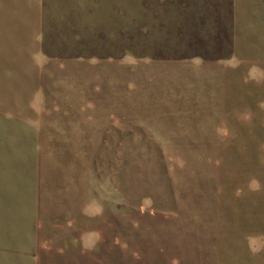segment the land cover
Wrapping results in <instances>:
<instances>
[{"label":"rangeland","instance_id":"rangeland-1","mask_svg":"<svg viewBox=\"0 0 264 264\" xmlns=\"http://www.w3.org/2000/svg\"><path fill=\"white\" fill-rule=\"evenodd\" d=\"M0 264H264V0H0Z\"/></svg>","mask_w":264,"mask_h":264}]
</instances>
